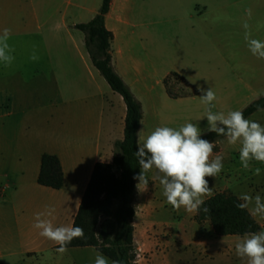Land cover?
<instances>
[{
  "label": "crops",
  "instance_id": "1",
  "mask_svg": "<svg viewBox=\"0 0 264 264\" xmlns=\"http://www.w3.org/2000/svg\"><path fill=\"white\" fill-rule=\"evenodd\" d=\"M177 1L172 15L178 23L187 20L185 27L179 25L171 34L172 45L184 52L180 68H162L163 52L171 47L165 44L169 35L163 28L162 0H151L149 8L146 0H112L105 18L114 37V69L142 104L138 140L158 126L201 122L193 117L195 98H170L164 81L176 73L193 85L215 80L223 85V70L229 66L225 52L230 22L236 34L244 33L247 21L250 35L264 36V0ZM102 2L0 0V34L10 29L8 43L15 57L8 67L0 63V264H79L72 256L92 249H68L60 254L59 246L41 237L33 224L36 213L54 207V225L74 226L95 166L112 164L115 144L124 140L125 102L95 68L86 37L76 29L99 14ZM181 14L184 18L180 19ZM33 52L37 60L30 59ZM25 67L31 68V131L18 135L4 121L18 115L17 95L25 84L19 69ZM6 69L17 71L6 76ZM222 140L216 144L220 146ZM44 155L55 156L61 163L64 182L60 190L38 184ZM146 175V192L155 196L157 171L153 168ZM193 226L195 232L185 245L191 250V264L241 261L231 244L224 243L218 251L210 246L212 239L240 237H203L196 234L202 225L194 219ZM156 257L151 254L139 264H153Z\"/></svg>",
  "mask_w": 264,
  "mask_h": 264
},
{
  "label": "rangeland",
  "instance_id": "2",
  "mask_svg": "<svg viewBox=\"0 0 264 264\" xmlns=\"http://www.w3.org/2000/svg\"><path fill=\"white\" fill-rule=\"evenodd\" d=\"M149 5L151 0H146ZM163 5V28L165 33L169 35L166 45L174 47L165 48L163 52V70L169 67L176 66L180 68L182 65L183 51L179 50L177 44L172 45V31L187 25V20L177 22L172 11L178 7L177 0H162ZM194 7V6H193ZM178 18V17H177ZM181 18H184L181 14ZM212 21V20H211ZM228 36V48L225 54L228 59V68L224 69L223 79L224 84L218 83L216 80L212 83H198L193 85L187 82L183 84L179 80L171 79L170 90L177 96H191L193 99V117H198L201 121L198 125L202 132L206 134L207 118L205 116L206 106L201 102L200 93L197 92V87H211L216 94L214 101V112H224L240 110L243 111L252 102L257 99L258 94L264 92V59H258L249 51L247 42L244 39V33L236 34L232 28ZM252 34V33H250ZM251 38L264 40V36L250 35ZM86 44V42H85ZM225 44V41H224ZM94 53L95 46L90 47ZM176 58V61L174 60ZM161 68V67H159ZM22 80L25 82L22 85L23 90L17 95L16 108L17 114L13 119L5 120L4 123L12 124L18 135L31 131V68L25 67L19 69ZM6 76L11 75L17 69H6ZM6 87V84L1 86ZM196 93V94H195ZM264 97L261 95L260 98ZM182 108V107H181ZM184 109V108H182ZM187 110V109H186ZM201 117H204L201 119ZM249 119L259 122L264 125V111L254 114ZM181 125L178 124L176 128ZM240 144L229 145L227 140L220 141V146L216 144L213 150V158L216 154L223 157V169L214 178L209 177V186L211 187V195L204 197V200L219 194L228 193L239 197L242 193H247L251 196L259 194L264 198V163L251 161V168L261 169L259 176L254 175L253 171L245 170L239 160ZM163 188L159 180L154 185V195L146 191H140L137 188V195L134 203L136 210V220H134V242L137 251L138 263L140 260L148 259L151 254H157L153 264H191L189 256L191 250L185 246L187 239L193 236L195 228L193 226L195 213H187L183 208L176 211L167 203L163 196ZM155 199V200H154ZM152 203L153 207H150ZM258 223L264 228V218L255 217ZM203 237L214 238L215 234L210 224L205 223L198 226L197 233ZM238 238H224L218 241H211L212 251L221 249L224 243L235 246ZM186 247V248H185ZM85 251V250H84ZM95 249H89L85 252H77L72 257L79 264H94ZM238 264H246V260H242Z\"/></svg>",
  "mask_w": 264,
  "mask_h": 264
},
{
  "label": "clouds",
  "instance_id": "3",
  "mask_svg": "<svg viewBox=\"0 0 264 264\" xmlns=\"http://www.w3.org/2000/svg\"><path fill=\"white\" fill-rule=\"evenodd\" d=\"M251 18V9L246 10ZM246 30L244 39L249 51L258 59H264V40L250 37L249 24L243 23ZM10 29L5 28L0 34V63L10 66L15 57L14 49L8 43ZM31 60L38 57L33 54ZM201 102L206 106V133H214L217 137H224L229 145L240 144L239 160L245 170L253 171L254 175L261 174L260 168H251V161L264 163V125L245 118L240 110L214 112L216 94L211 87H197ZM264 92L258 94L257 99ZM257 111H264V107H257ZM204 117H201L204 118ZM201 128L196 123H185L179 128L158 126L146 137L141 136L137 142L135 156L140 171L133 176L138 181L137 188L146 191L148 188V173L153 168L157 171L156 179L163 188V196L167 203L176 211L183 208L187 213H198L203 210L209 212L204 197L211 195L208 178L216 177L223 169V157L213 150L216 141L202 138ZM139 135V133H138ZM236 207L247 210L255 217L264 218V198L259 194L254 197L242 193ZM54 207H46L43 212L35 214L33 227L40 230L39 235L54 242L56 251L64 254L73 239H83L84 230L79 226L53 224ZM224 240L222 238L221 243ZM235 252L246 264H264V230L246 232L237 239ZM94 264H123L120 260H109L101 252L95 251Z\"/></svg>",
  "mask_w": 264,
  "mask_h": 264
},
{
  "label": "trees",
  "instance_id": "4",
  "mask_svg": "<svg viewBox=\"0 0 264 264\" xmlns=\"http://www.w3.org/2000/svg\"><path fill=\"white\" fill-rule=\"evenodd\" d=\"M112 0H103L99 14L90 22L79 24L76 29L84 33L86 48L93 65L107 81L115 94L120 95L127 107L124 140L115 144V156L112 164L98 163L93 171L91 181L85 192L74 226L84 230L83 239H73L68 249L93 248L101 252L109 260H120L123 264H137L138 257L134 242V207L137 195V181L133 176L140 168L135 151L138 133L143 119L142 104L136 99L113 66L111 47L113 34L107 30L105 18L110 11ZM95 46L96 53L90 48ZM171 79L179 80L187 85V81L176 73L170 74L164 81L170 98L185 96L174 95L170 90ZM196 94V93H195ZM264 107V97L252 102L242 112L250 118L257 107ZM202 138L219 141L214 133H206ZM64 174L59 159L44 155L38 177L40 186L53 190L63 187ZM238 197L219 193L205 200L203 210L195 214L199 225L210 224L218 237H242L246 232L262 231L261 225L247 210L236 207Z\"/></svg>",
  "mask_w": 264,
  "mask_h": 264
}]
</instances>
